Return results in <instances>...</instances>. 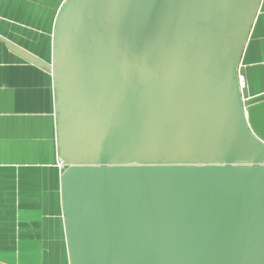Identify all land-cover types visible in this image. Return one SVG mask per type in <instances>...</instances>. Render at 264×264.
<instances>
[{
	"label": "water",
	"instance_id": "water-1",
	"mask_svg": "<svg viewBox=\"0 0 264 264\" xmlns=\"http://www.w3.org/2000/svg\"><path fill=\"white\" fill-rule=\"evenodd\" d=\"M262 1L65 0L51 61L0 35L53 75L70 264H264Z\"/></svg>",
	"mask_w": 264,
	"mask_h": 264
},
{
	"label": "crops",
	"instance_id": "crops-1",
	"mask_svg": "<svg viewBox=\"0 0 264 264\" xmlns=\"http://www.w3.org/2000/svg\"><path fill=\"white\" fill-rule=\"evenodd\" d=\"M65 0H0V35L51 61ZM242 65L264 92V0ZM53 75L0 40V264H70L57 166Z\"/></svg>",
	"mask_w": 264,
	"mask_h": 264
},
{
	"label": "built area",
	"instance_id": "built-area-1",
	"mask_svg": "<svg viewBox=\"0 0 264 264\" xmlns=\"http://www.w3.org/2000/svg\"><path fill=\"white\" fill-rule=\"evenodd\" d=\"M240 81H241V85L243 87L244 79L242 77H240ZM57 166L59 167L61 173L68 168V165L65 162L61 161L60 159H58V161H57Z\"/></svg>",
	"mask_w": 264,
	"mask_h": 264
}]
</instances>
